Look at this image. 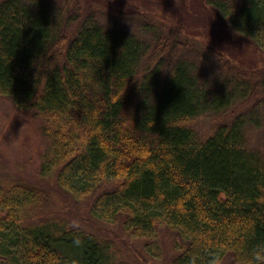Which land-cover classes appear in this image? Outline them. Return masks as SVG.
Masks as SVG:
<instances>
[{
    "label": "trees",
    "instance_id": "1",
    "mask_svg": "<svg viewBox=\"0 0 264 264\" xmlns=\"http://www.w3.org/2000/svg\"><path fill=\"white\" fill-rule=\"evenodd\" d=\"M94 1L120 14L0 0V99L44 143L38 186L0 167V264H138L116 225L151 259L171 231L172 264H264V158L244 130L260 119L217 124L264 104V70L243 61L264 59V0Z\"/></svg>",
    "mask_w": 264,
    "mask_h": 264
},
{
    "label": "rangeland",
    "instance_id": "2",
    "mask_svg": "<svg viewBox=\"0 0 264 264\" xmlns=\"http://www.w3.org/2000/svg\"><path fill=\"white\" fill-rule=\"evenodd\" d=\"M91 1L93 0H87L90 9L93 12L95 11L98 17H103L102 19L99 18V20H103L107 23H109V21L116 20L117 17L115 15H118L119 13L117 12L118 8L111 9L103 3H97L96 1H94L95 3L92 6ZM177 1L179 2L181 0H176V2ZM207 1L209 2L215 0ZM194 3L195 10H197L196 5L198 4V0H194ZM120 23L132 28V24L128 19L125 21L123 20ZM171 25L173 28V24H168L169 27ZM141 37L144 39L142 33ZM196 42L197 46H201L203 49H208L213 46V42H208L206 39H204V37H198ZM239 56L244 57L242 53ZM190 57L193 59V61H195L194 63H196V65H199L197 62H200V60H198L194 54H190ZM243 61L248 64L249 67H256L257 64L259 69L264 70V59H262L259 63H255L251 59L246 60L245 58ZM243 61L240 64L244 65ZM210 67V63L200 64L198 74L201 79H213L216 73ZM241 101L242 99L238 98L235 102H233L232 105L238 106V103ZM254 106V102L243 104L237 108L236 115L231 116L230 119L222 121L218 120L217 124L224 122L230 123L236 116L239 115L245 116L247 119H249V117L253 114L257 115V117L260 119L261 126H255L253 123H249V121H247L244 130L250 145L254 148L259 147L264 158V104L260 103L259 105H256V107ZM215 117L216 116L204 117L201 125V130H203V132L209 127H212V125L215 123L214 121H216ZM212 118H214V121ZM43 151L44 143L38 129L37 120H25L24 117L17 116L11 103L0 99V167L6 171L12 172V174H15L16 176H21L25 173L26 175L24 176L28 177L30 181L34 182L35 185L38 186L37 184L40 183L36 182L37 179L32 173V168H34L38 160V156ZM27 162L30 169L23 170L21 166ZM49 184L51 183L45 182L44 185ZM53 207L58 209L59 205L57 202H53ZM67 209V214L69 217H85L79 213L78 206H75V210L73 211L70 210L68 206L66 207V211ZM112 229H114V236H111L117 240L125 256L132 260H136L138 264H172L173 259L177 255V252L174 250V246L172 244L173 234L171 231L164 232V248L162 250V255L159 258L151 259L150 256L148 257L142 251V243L140 241L132 237H128L125 232L118 229L117 225L113 226ZM120 236L122 239L119 238Z\"/></svg>",
    "mask_w": 264,
    "mask_h": 264
}]
</instances>
